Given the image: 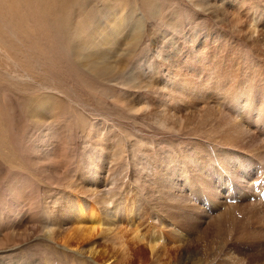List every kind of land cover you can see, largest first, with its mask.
Returning <instances> with one entry per match:
<instances>
[{
  "label": "rangeland",
  "instance_id": "1",
  "mask_svg": "<svg viewBox=\"0 0 264 264\" xmlns=\"http://www.w3.org/2000/svg\"><path fill=\"white\" fill-rule=\"evenodd\" d=\"M263 47L264 0H0V264H175L178 246L203 256L205 233L214 247L230 240L210 264H264V220L249 205L259 201L245 192L247 174L199 165L207 143L219 148L211 128L228 121L209 101L199 104L212 109L202 119L190 106L192 85L208 87L212 66H243ZM179 83L190 87L184 97L168 90ZM163 106L168 115L180 106V126ZM263 127L249 128L254 148L264 147ZM185 149L196 163H178ZM169 166L196 192L174 196ZM260 171L248 172L256 185ZM83 203L109 232L79 239L71 209ZM136 231L162 235L166 256L154 257ZM92 245L106 260L84 253Z\"/></svg>",
  "mask_w": 264,
  "mask_h": 264
},
{
  "label": "bare ground",
  "instance_id": "2",
  "mask_svg": "<svg viewBox=\"0 0 264 264\" xmlns=\"http://www.w3.org/2000/svg\"><path fill=\"white\" fill-rule=\"evenodd\" d=\"M227 50H229V49H227ZM220 59L221 58L219 57V60ZM263 59H264V53H256L251 58L250 61L247 60L246 61L247 63L244 62L243 66L239 62L234 63V64L229 63L232 65H227V67H224V66H217V67L214 66L213 67L212 66V69H209L210 70L209 73L206 74V80L208 79L207 81L209 82L208 87H206L207 85H205V84L203 87H206V88H202L201 86H197L196 83L192 85V87L194 88V93L193 92L192 93H193V96L197 97L198 103L197 104L196 103L191 104L190 106L193 108V110H196V112H197V113L193 112L191 114H197V116L202 119L205 117V116H202V114L209 112L212 109L210 110L209 108H202L201 106H200V109H198L199 104L200 103H206L207 104L209 101V103L213 104L212 106H214V108H215V110H217L218 114L220 116L225 117L228 121V123H227L228 126H227V124H219L217 127L211 128L213 133L212 134L210 133V135L213 137L217 136V135L215 136V133H214L215 130L219 129V131L221 132V136L218 139L217 138L213 139V141H216L217 146H219V148H216L215 144H213V143H207L208 148L207 147L203 148L204 150H201V152H199V154H204V156H205L206 153H209L210 157H207L208 159L207 158H205V159L200 158L202 162L199 165H205V166L200 167V168H202L204 170V167H209L210 169H212L216 173V175L217 174H227L230 177H235L237 174H241L243 172L246 173L247 177L245 178V181H246V185H247V191H245V192L248 193L249 187H250V191H252V196H253L252 200L253 201L254 200L259 201L258 204L256 202L255 204H249V205H252V208L254 209V211L256 210L254 212L255 215L260 214L261 217H263L262 219L264 220V205H263L264 203L259 198V194H261L263 196V200H264V186L260 185L262 182L257 184V185L255 183H253L252 180H250L251 175L248 174V172L252 171L253 167H255V166H258V168L261 169L262 172H264V147L263 146L259 147V148L253 147L255 144V137L251 136L250 130H249L250 126H256V125H259L261 123H262V126H264V61H263ZM201 60H202V58H201ZM255 61H257V62H255ZM248 63H251V65H250V67L245 69L244 67ZM237 65H238V68H237ZM214 69H217V73H218V74H214L215 76L213 75V71L215 72ZM167 72L171 73L173 71L171 69H168ZM176 74H178V73H176ZM170 75L173 78H176L178 76L175 74L174 75L170 74ZM204 81H205V79H204ZM200 82H202V80ZM168 90L169 91L175 90L177 95L184 97V94L187 93L188 91H190V87H189V85H186L185 83H179V85H174V87H172V89H168ZM168 90L166 92L170 93ZM179 107L180 106H173L174 112L171 115H168L165 112H163L164 111V106H163V108L160 110V114L162 116H167L168 119L172 123L175 122L176 125L180 126L182 123V118L178 117V114L180 112V110L178 109ZM243 116L246 118V120L244 121L246 123V127H244V126L242 127L241 121H238V118H242ZM224 133L226 134V136H224ZM244 143H246L247 147L249 146L251 148V152H253V153H251L249 155H245L243 153L244 152L243 150L246 149ZM258 143L259 142H257V144ZM252 148H254V149H252ZM185 150L182 151L181 155L178 154L177 158L178 159L180 158L178 163H180L181 161L185 162L186 163L185 166L188 164H191V162L196 163V161L194 160L195 159L194 157L198 158L199 154L194 155V152L191 151L192 149L186 150V151ZM190 153H192V154L190 155ZM248 153H250V151ZM206 156H207V154H206ZM205 160H208V161H205ZM217 169H219V172ZM172 170H174V169L171 166H169L166 169L165 175L167 176L168 183L170 184L171 187H173L175 185V183L177 181H179V184L174 187V191H175V193H177V194H173L174 196L177 195L178 197L181 198V196H182L181 193H182V190L184 188H188V190H190L191 192H194V193L196 192V189H198V188H196L193 181H191L193 186L188 184V182L186 181L189 179L188 175H186L185 173H182L181 177L176 179V181H175L174 174H172ZM197 170H199V169H197ZM197 170H195V171L197 172ZM196 180H198V186H199L201 184L202 179H200V175L198 174V172H197ZM188 181L190 182V180H188ZM247 181H248V184H247ZM234 182H236V183H233L234 188H236L235 186L242 185V181L240 182V179H239V181L235 180ZM262 184L264 185V183H262ZM171 187L165 186L164 188H160L161 190L158 189V191H159V193H162L165 196V195H168L169 193H171V191H172ZM193 187L195 188L194 191H193V189H194ZM242 190H244V189H242ZM110 193H112V192H110ZM228 196L230 199L231 197H233V194H229ZM252 196H248V198H251ZM245 197L247 198V194ZM111 198H112V196H110L108 198V200H110ZM167 200H172V196H171V198H169ZM103 202L108 203V201H106L105 199H103ZM157 202H160V201H157ZM162 202H161V204H162ZM88 207L89 206L87 205V203H83V205L80 204V205L72 206V209H71V212L75 216V217H73L72 220H74V223H78L77 224V226H78L77 231L79 232V239L81 241L91 238V236L92 235L94 236L95 233H96V235H98L99 233H103L104 231H107V232L110 231V229L106 228V225L95 214L96 209H93V207H92V210H89ZM104 207L105 208H103L104 210L102 212H104V213L109 212L108 214H110V216L112 215V217L116 218V214H117L116 212L113 213L112 209L108 210V207L106 205ZM164 207L166 208V206H164ZM171 207L172 206L169 207L171 210L172 209L175 210V208H173V207L171 208ZM119 209H121V208H119ZM130 209H132V208H130ZM259 210H261V211H259ZM114 211H116V209ZM182 211H183V209H182ZM168 212L170 213V211H168ZM165 213L168 214L167 212H165ZM173 215H175V214L173 213ZM173 215H169L168 221H170L169 223L171 225H176V223L178 222V216H177V219L175 220L172 218ZM176 215H179V214H176ZM112 217H111V219H112ZM175 218H176V216H175ZM152 220H154V219H152ZM111 222H113V221H111ZM128 224H129V227H134V222L132 221V219L129 220ZM178 225H181V223H179ZM138 233H139L138 231L135 232L134 239H136L139 243H143V244L145 243L147 248L149 249V251H151V253L154 257H156L160 260L161 257L166 256V255H163L164 252L161 251V250L164 251L165 247L159 246V245L164 244V242H162V241H165V243H167V240L162 235H155L154 232L151 235L149 233V231H146V233H142L141 236H139ZM222 233H223V231H222ZM45 234L49 238L51 236L53 238L56 236L52 232L51 228H48V230L46 229ZM65 235L69 236V234L66 232H65ZM149 236H150V240L147 241ZM223 236H225V235H223ZM231 237H233V236H231ZM132 238H133V236H132ZM117 239H119V238H117ZM222 240L220 239V241H222ZM228 240L229 239H225L224 241L228 242ZM199 241H200V244H204L205 248H206V250H204V252L202 251L203 256H201V254H199V253H196L193 249L189 250L188 247L186 249H181V247L178 246V248L175 249V252H176L175 264H210L213 260L219 258L220 253L221 252L223 253V249H225L224 247L226 246L225 242L222 241L223 242L222 246H219V247L215 246L214 247L213 239H210V237L208 236V234L206 235V233L201 238V240H199ZM216 243H218V242L216 241ZM68 244H69L68 241H66V240L62 241V245L65 248H67ZM69 247H70V249L75 248V247H72L71 244ZM196 248H199V247H196ZM200 248H202V247H200ZM85 249L86 250L84 251V253H86V255L88 254V257L94 263H98L99 260L105 259V257L108 255V252L106 250L100 251V250L94 249V245L86 246ZM120 254H123L122 251H120ZM79 255H81V254H79ZM113 262L114 261L108 262L107 264H112Z\"/></svg>",
  "mask_w": 264,
  "mask_h": 264
}]
</instances>
